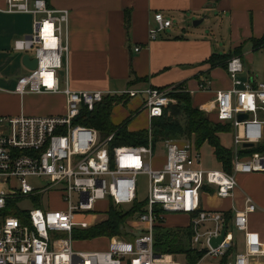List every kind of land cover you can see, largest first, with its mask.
Masks as SVG:
<instances>
[{
    "label": "built area",
    "instance_id": "obj_1",
    "mask_svg": "<svg viewBox=\"0 0 264 264\" xmlns=\"http://www.w3.org/2000/svg\"><path fill=\"white\" fill-rule=\"evenodd\" d=\"M3 2L1 6L0 0V12L34 18L32 33L15 40L12 51L33 53L38 65L18 79L15 93H63L67 110L58 116H0V264H184L175 255L157 254L154 250V228L158 219L168 214L190 216L192 248L205 239V256L219 259L228 255L233 242L227 236L225 217L222 212L202 209L201 194L210 193L208 190L213 188L218 197L230 198L238 187L237 175L264 173V154H243L251 149L244 144L256 147L264 140V83L242 82L241 59L229 60L226 70L233 88L216 93L214 110L216 121L230 125L233 132L231 173L202 169L201 153L195 143L174 139L163 142L165 163L156 169L151 164L156 153L151 136L146 146H114L115 133L106 136L93 127L76 124L83 108L92 111L110 94L73 91L68 85L61 88L59 72L69 50V11L49 8L45 0ZM154 22L149 30L151 40L173 26V21L162 13L154 15ZM201 88L208 89V82ZM174 89L142 91L143 107L151 121L178 103L172 96ZM241 114L247 118L239 121ZM139 175L148 177L144 212L138 216L144 232L130 239L110 238L103 251L75 250L74 231L94 225L93 215L92 220L80 221L76 211L92 214L95 204L101 201L117 207L133 206L138 201ZM30 177L46 179V188L36 192L29 183ZM56 187L61 188L58 192L66 210L19 209V201L39 194L50 198ZM75 194L79 197L77 205L73 203ZM157 209H161L160 215ZM256 210V204L248 198L245 208L233 218L236 230L245 231L249 215ZM18 213L25 215V221ZM205 224L212 228L201 232ZM224 228V241L212 247L210 241L218 238ZM205 256L197 264H203ZM260 259H264V243L247 242L245 250L227 264H260Z\"/></svg>",
    "mask_w": 264,
    "mask_h": 264
},
{
    "label": "crops",
    "instance_id": "obj_2",
    "mask_svg": "<svg viewBox=\"0 0 264 264\" xmlns=\"http://www.w3.org/2000/svg\"><path fill=\"white\" fill-rule=\"evenodd\" d=\"M45 1L49 8L70 13L69 50L64 68L59 72L61 88L68 85L73 91H101L122 98L114 105L110 121L114 126L128 121L129 132L150 129L152 121L143 107L145 94L142 92L148 88L182 87L190 93L193 107L217 123L214 110L216 93L231 90L233 83L224 67H212L209 60L214 55L239 57L244 67L239 79L251 81L254 85L264 83V47L256 48L253 43L264 36V0ZM1 6H4L3 0ZM157 13L171 19L173 26L151 40L149 30L155 26L154 15ZM128 14L129 29L126 27ZM174 20L182 21L183 27L175 28ZM197 20H202V23L198 26L189 24ZM33 21L29 14L0 12V56L12 51L15 40L33 31ZM22 22L28 24V28H21ZM136 48L140 50L136 52ZM237 50L241 54H235ZM30 55L34 58L33 54ZM18 63L17 67L23 70L22 76L28 74L22 59ZM18 79L12 80L8 75L0 74V116L46 117L66 113L63 93L20 96L15 93ZM205 82H208V89L201 88ZM128 90L138 93L126 95ZM8 99L17 103L7 105ZM261 118L264 119V115ZM219 137L222 145L232 152V130ZM198 150L202 169H223L214 148L208 143ZM164 163L165 150L164 155H156L151 162L156 169ZM237 181L238 187L230 198L218 197L213 194V188L208 190L210 193L201 194L202 209L222 212L225 217L227 236L233 242L228 260L243 252L247 242L264 243V173L239 174ZM248 198L256 204L257 210L249 215L246 230L238 231L233 218L245 208ZM104 202L107 214L111 202L99 203ZM190 220L186 214H168L163 225L187 228ZM259 263L264 264V259Z\"/></svg>",
    "mask_w": 264,
    "mask_h": 264
},
{
    "label": "trees",
    "instance_id": "obj_3",
    "mask_svg": "<svg viewBox=\"0 0 264 264\" xmlns=\"http://www.w3.org/2000/svg\"><path fill=\"white\" fill-rule=\"evenodd\" d=\"M129 26L130 14L126 19L127 29H129ZM253 43L256 48L264 47V36L261 39L254 40ZM235 54H241V51L237 50ZM231 58H233V55H214L209 62L212 67L219 65L226 69ZM172 96L178 100L179 104L167 108L161 118L152 120L149 130L129 132L127 129L128 121L123 125L114 126L110 121V114L114 105L120 103L122 98L113 96L105 97L92 111L83 108L75 122L76 124L93 127L106 136L115 133L114 146H146L150 136L155 149L169 139L193 141L198 149L203 144L208 143L214 148L215 156L222 163L223 169L231 173L233 155L230 150L222 145L219 137L222 133L230 132V125L210 121L205 112L193 107L190 93L182 87H176L172 92ZM250 153L264 154V142L243 152V154ZM145 203L136 201L128 213L123 212L121 207L111 203L106 214L107 219L96 226L75 230L73 233L74 241L122 236V228L127 217L139 216L143 213ZM156 213L160 215L161 209H157ZM17 215L25 221V215L21 213ZM163 224L164 219H158V223L154 228V250L157 254L183 255L187 264H197L205 256L206 251L198 252L192 248L193 232L190 227L167 228ZM228 259L229 254L222 258L221 264H227Z\"/></svg>",
    "mask_w": 264,
    "mask_h": 264
},
{
    "label": "rangeland",
    "instance_id": "obj_4",
    "mask_svg": "<svg viewBox=\"0 0 264 264\" xmlns=\"http://www.w3.org/2000/svg\"><path fill=\"white\" fill-rule=\"evenodd\" d=\"M189 24L191 26H194V21L189 22ZM183 25L184 24L182 21L174 20L175 28H178V27L182 28ZM28 26H29L28 24L23 23V22L20 24L21 28L23 27L28 28ZM31 33H32V30L29 31L27 35ZM30 54H33V53H30ZM22 57H23L22 54L18 52H13L11 50L1 55L0 56V66L4 69L0 68V74L6 75V76L8 75L12 80H16L17 77L20 78L23 74L22 73L23 70L21 68H18L17 65L19 64L18 61L21 60ZM6 103L8 105V104H16L17 102L14 101V99H8ZM178 104L179 103H176L171 106H176ZM143 120L145 121L144 118ZM156 155L157 156L164 155V149H163L162 144L157 146V152L155 153V156ZM28 180H29V183L36 189V192L44 190L47 186V183H46L47 180L44 178L30 177ZM137 182H138V201L146 202L147 195H148V177L146 175H139L137 178ZM55 190L56 192L50 195V198L48 197L47 194L45 195L39 194L38 196H35V197L25 198L18 202V207L21 211H30L36 207H41L45 211H48L49 209L51 211H64L66 210L67 205L62 198V194L58 192L61 190V188L56 187ZM78 202H79V197L77 194H75L73 197V203L74 205H77ZM131 208L132 206H125V207H121V210L123 212L128 213L131 210ZM104 211H107L106 203L97 202L95 204V211L92 214L86 211H76L77 219L80 221L84 219L92 220V215H93L94 218L92 222L94 223V225L91 226L93 227L107 219L106 213ZM137 217H138L137 215L127 217L123 225V228H122V236H118V237L124 238V239H130L137 235H141L144 232V228L138 221ZM211 228H212L211 224H205L204 226L201 227V232H203L205 229H211ZM229 233L230 231L228 232V234ZM96 239H93L96 241L81 240V241H89V242L75 241L76 243L74 245V249L77 251H84V252L103 251L107 249L110 238L100 237ZM194 249L197 250L198 252L206 251L207 248L205 245V239H202L200 244L195 245ZM176 256L178 257V261H180L181 263H184V264L187 263L185 256L183 255H176ZM221 261H222V258L215 259L210 256H205L203 264H221Z\"/></svg>",
    "mask_w": 264,
    "mask_h": 264
},
{
    "label": "water",
    "instance_id": "obj_5",
    "mask_svg": "<svg viewBox=\"0 0 264 264\" xmlns=\"http://www.w3.org/2000/svg\"><path fill=\"white\" fill-rule=\"evenodd\" d=\"M201 23H202V20H197L194 22V26H198ZM22 62H23V65L26 67V69H28L29 71L35 70L37 68V65H38L37 59L32 58L30 54H25L22 58ZM246 118H247L246 114H241V115H239L238 119H239V121H242ZM244 147L253 148L254 144H244ZM225 236H226V228H224L222 230V233L218 238H213L210 241L212 247L215 248L218 245H220L224 241Z\"/></svg>",
    "mask_w": 264,
    "mask_h": 264
}]
</instances>
